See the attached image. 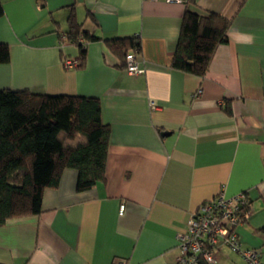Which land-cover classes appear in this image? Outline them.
<instances>
[{
    "label": "crops",
    "instance_id": "obj_1",
    "mask_svg": "<svg viewBox=\"0 0 264 264\" xmlns=\"http://www.w3.org/2000/svg\"><path fill=\"white\" fill-rule=\"evenodd\" d=\"M2 1L11 61L0 89L99 98L111 134L106 180L79 191L65 170L40 216L0 227V264H176L191 216L242 192L249 217L237 234L264 262V0ZM71 8L101 39L82 70L64 62L78 56L61 43ZM187 11L230 21L203 79L171 66ZM126 37L140 40L139 75L106 56L104 41ZM213 264L245 262L221 245Z\"/></svg>",
    "mask_w": 264,
    "mask_h": 264
},
{
    "label": "trees",
    "instance_id": "obj_2",
    "mask_svg": "<svg viewBox=\"0 0 264 264\" xmlns=\"http://www.w3.org/2000/svg\"><path fill=\"white\" fill-rule=\"evenodd\" d=\"M4 15L0 0V18ZM229 27L230 21L216 13L187 11L172 68L205 78L217 49L229 42ZM99 41L84 30L71 8L61 43L78 50L72 61L75 69L86 67L88 46ZM104 43L106 56L117 59L113 65L119 68L126 69V56L132 50L141 52L137 37ZM10 61L9 46L0 43V64ZM110 134L99 98L0 89V227L10 220L40 216L45 190L57 188L67 169L78 172L79 191L104 182Z\"/></svg>",
    "mask_w": 264,
    "mask_h": 264
},
{
    "label": "built area",
    "instance_id": "obj_3",
    "mask_svg": "<svg viewBox=\"0 0 264 264\" xmlns=\"http://www.w3.org/2000/svg\"><path fill=\"white\" fill-rule=\"evenodd\" d=\"M159 1V0H151ZM169 4H186L190 0H165ZM137 50L126 56L127 72L134 76L143 73L136 60ZM67 69L75 68L68 60ZM157 110L155 104L151 105ZM249 197L242 192L234 197L221 193L215 199L203 204L190 218L186 229L178 235L181 255L176 264H213L221 245L227 246L234 254L241 256L245 264H264L261 254L255 249L244 248L237 229L249 217ZM124 207H121V212Z\"/></svg>",
    "mask_w": 264,
    "mask_h": 264
},
{
    "label": "water",
    "instance_id": "obj_4",
    "mask_svg": "<svg viewBox=\"0 0 264 264\" xmlns=\"http://www.w3.org/2000/svg\"><path fill=\"white\" fill-rule=\"evenodd\" d=\"M163 135H165V134H163Z\"/></svg>",
    "mask_w": 264,
    "mask_h": 264
}]
</instances>
